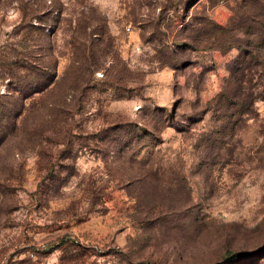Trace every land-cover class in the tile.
<instances>
[{
  "label": "rangeland",
  "instance_id": "rangeland-1",
  "mask_svg": "<svg viewBox=\"0 0 264 264\" xmlns=\"http://www.w3.org/2000/svg\"><path fill=\"white\" fill-rule=\"evenodd\" d=\"M0 264H264V0H0Z\"/></svg>",
  "mask_w": 264,
  "mask_h": 264
},
{
  "label": "trees",
  "instance_id": "trees-1",
  "mask_svg": "<svg viewBox=\"0 0 264 264\" xmlns=\"http://www.w3.org/2000/svg\"><path fill=\"white\" fill-rule=\"evenodd\" d=\"M27 60H28V62H26V61H24L22 59L20 60L15 55L12 56L11 58H8L7 61H6L7 74L9 75L8 77H10L12 80L18 79L17 78V72H18L17 70H18V68L24 67L25 65H29L30 67L34 66L35 63H33V62H35V61H30L29 59H27ZM52 75H50V77H52Z\"/></svg>",
  "mask_w": 264,
  "mask_h": 264
}]
</instances>
